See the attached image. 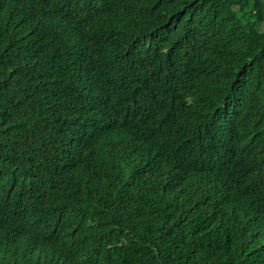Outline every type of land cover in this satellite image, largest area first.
<instances>
[{"label": "trees", "instance_id": "1", "mask_svg": "<svg viewBox=\"0 0 264 264\" xmlns=\"http://www.w3.org/2000/svg\"><path fill=\"white\" fill-rule=\"evenodd\" d=\"M0 264H264V0H0Z\"/></svg>", "mask_w": 264, "mask_h": 264}]
</instances>
